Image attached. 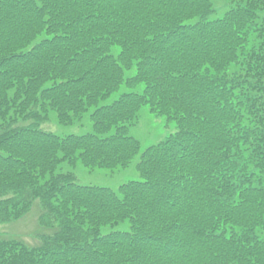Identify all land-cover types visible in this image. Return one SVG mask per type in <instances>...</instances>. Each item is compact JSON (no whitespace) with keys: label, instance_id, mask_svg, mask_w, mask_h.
<instances>
[{"label":"trees","instance_id":"1","mask_svg":"<svg viewBox=\"0 0 264 264\" xmlns=\"http://www.w3.org/2000/svg\"><path fill=\"white\" fill-rule=\"evenodd\" d=\"M228 1L209 19L212 0H0V223L39 201L45 230L0 234V264H264V0ZM123 83L144 87L99 106ZM143 106L177 130L141 180L57 172L128 167ZM92 107L93 132L41 128Z\"/></svg>","mask_w":264,"mask_h":264},{"label":"rangeland","instance_id":"2","mask_svg":"<svg viewBox=\"0 0 264 264\" xmlns=\"http://www.w3.org/2000/svg\"><path fill=\"white\" fill-rule=\"evenodd\" d=\"M215 12L210 15L209 19H216L222 17L226 10L233 5L228 0H212ZM260 17H264V11H261ZM113 54L117 55L119 48L113 46ZM135 75V68L125 71V77ZM143 85L130 88L126 83H123L120 88L112 93L107 99L100 101V105L111 104L114 100L120 97L121 94L126 92H142ZM95 108L92 107L84 115L83 119L71 125L60 124L57 120V114L51 111L48 120L44 121L41 125L43 130L52 132L54 134L64 136L69 134H85L93 132V122L90 118L91 112ZM176 125L174 121H168L165 116H157L151 113L148 106H143L139 112L138 121L129 129V135L137 138L140 142V151L133 158L130 165L126 168L118 167L115 169L95 168L89 169L78 163L77 166L71 167L67 163H62L57 172H72L76 176V182L81 185H94L108 187L117 190L120 185L131 181L141 180L142 177L137 169V164L140 160L143 151L158 142L164 140L169 135L176 132ZM39 201H36L31 211L22 219L7 223H0V234L13 236L25 243L33 246L40 241L38 234L45 230L39 228L38 215L40 212ZM129 221H124L116 226H106L103 232H110L113 230H129Z\"/></svg>","mask_w":264,"mask_h":264}]
</instances>
